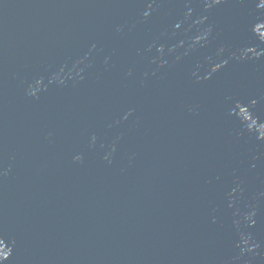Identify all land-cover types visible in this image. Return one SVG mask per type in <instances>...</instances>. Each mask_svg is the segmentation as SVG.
<instances>
[{"label":"water","instance_id":"obj_1","mask_svg":"<svg viewBox=\"0 0 264 264\" xmlns=\"http://www.w3.org/2000/svg\"><path fill=\"white\" fill-rule=\"evenodd\" d=\"M0 264H264V0H0Z\"/></svg>","mask_w":264,"mask_h":264}]
</instances>
